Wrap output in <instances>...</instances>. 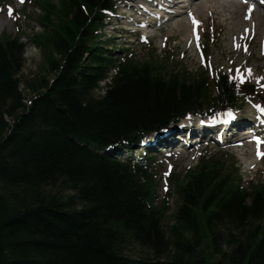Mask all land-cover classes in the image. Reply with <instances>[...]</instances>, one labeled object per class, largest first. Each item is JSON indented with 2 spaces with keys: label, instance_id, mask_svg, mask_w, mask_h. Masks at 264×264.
Instances as JSON below:
<instances>
[{
  "label": "trees",
  "instance_id": "1",
  "mask_svg": "<svg viewBox=\"0 0 264 264\" xmlns=\"http://www.w3.org/2000/svg\"><path fill=\"white\" fill-rule=\"evenodd\" d=\"M111 6L41 1L31 41L51 76L27 84L28 99L25 43L0 36V264H264L263 180L242 186L233 163L201 157L182 178L170 173L180 203L164 227L171 189L156 205L155 157L97 152L239 101L224 74L210 88L152 57H114L96 32Z\"/></svg>",
  "mask_w": 264,
  "mask_h": 264
},
{
  "label": "rangeland",
  "instance_id": "2",
  "mask_svg": "<svg viewBox=\"0 0 264 264\" xmlns=\"http://www.w3.org/2000/svg\"><path fill=\"white\" fill-rule=\"evenodd\" d=\"M41 1L43 0H25L20 3L16 0H0V21L2 22L0 36L3 34L20 35L21 40L25 43L24 62L18 76L22 81L20 88L24 90L26 99L32 96L27 84L34 79H38V77L51 76L47 71L41 49L33 45L31 41L34 34L42 31V27L37 22L38 15L42 13ZM50 1L56 2L57 0ZM8 7L14 8L13 14H6ZM239 13V18L242 19L243 6L240 7ZM202 16L203 20H199L200 23L197 25L195 37L190 31L185 16H181L176 20L180 19L186 28L182 33H178L173 29L174 23L166 24L162 30L153 32V39L150 38L141 42L132 37V41L123 42V40L117 38V33H113L110 27L105 26L101 30L103 36L100 37L98 42L105 45H108V43L115 44L116 48H123L124 51L132 53L139 60L152 57L155 61L158 60V64H161L166 72H181L183 70L195 78L204 77L210 88L213 86L211 78H214V75L221 73V71L226 72L231 78L235 79L238 73H242L244 80H248L253 84H264V70L260 66L257 67V71H253L251 68V66L254 67V64H260L264 59V47L260 44L258 46L259 37L263 33L261 31L262 26L259 29L260 31H257L256 37L258 38H254L248 50L245 51L240 48L243 44L238 43L239 32L237 34L235 29L232 30L230 24L225 25L223 23L221 25L217 23L222 22V17H219V20H211L207 15ZM231 38L233 39L232 42L230 41ZM251 48L257 60L242 66ZM201 51L204 55L203 60H201ZM115 53L119 54L122 51L117 50ZM258 80L259 82L256 83ZM107 81L106 78L99 82L98 87L94 90L95 96L104 93ZM244 100L241 104L242 109L239 111L241 117L250 113L251 104L261 103L260 99L256 98H250L247 102L246 97H244ZM211 155H220L227 163H233L232 165L236 169V174L240 178L242 186H245L246 182L251 179L254 182L264 181V155L262 157L254 156L250 152L249 146H219L209 143V146L182 149L179 152H170L167 155L159 154V158L154 161L157 180L155 204L161 205L159 201L165 196L166 185H169L171 189L170 198L166 204L167 209L163 217L164 227L170 225L173 221L172 214L180 203L177 187L170 182V173L174 172L182 178L188 169L198 163L201 157ZM125 251L133 256H139L143 253V249L132 244L127 245Z\"/></svg>",
  "mask_w": 264,
  "mask_h": 264
},
{
  "label": "bare ground",
  "instance_id": "3",
  "mask_svg": "<svg viewBox=\"0 0 264 264\" xmlns=\"http://www.w3.org/2000/svg\"><path fill=\"white\" fill-rule=\"evenodd\" d=\"M241 5L234 0H204L200 4H198V0H192L186 10H183L180 16H185L189 22H193V14L199 15H207L211 20H219V17H222V22L218 24L225 25L230 24L231 29H235L238 35L239 40H244L247 37V31L243 30V26H247L248 29L251 27L253 31L251 32L252 39L256 38L257 31L262 26V32H264V16H262L259 12H255L252 15L251 21L244 22L241 18H239V10ZM177 16V15H176ZM262 24V25H261ZM0 26H2V22L0 21ZM242 28V30H241ZM173 29L178 33H182L186 30L182 21L179 19L174 23ZM240 30V31H239ZM233 39L231 38V42ZM253 44V42H252ZM253 47V45H252ZM257 60V58L253 55L252 48L248 52V56L245 58L243 65L249 64L252 61ZM254 67L251 66L253 71H257V67L260 66L264 70V59L260 64H254Z\"/></svg>",
  "mask_w": 264,
  "mask_h": 264
},
{
  "label": "snow or ice",
  "instance_id": "4",
  "mask_svg": "<svg viewBox=\"0 0 264 264\" xmlns=\"http://www.w3.org/2000/svg\"><path fill=\"white\" fill-rule=\"evenodd\" d=\"M21 2H23V0H21ZM249 11H251V9H249Z\"/></svg>",
  "mask_w": 264,
  "mask_h": 264
}]
</instances>
